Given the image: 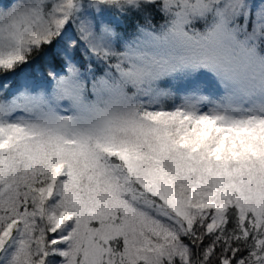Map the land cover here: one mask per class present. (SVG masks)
<instances>
[{
  "label": "snow or ice",
  "instance_id": "6c2138e0",
  "mask_svg": "<svg viewBox=\"0 0 264 264\" xmlns=\"http://www.w3.org/2000/svg\"><path fill=\"white\" fill-rule=\"evenodd\" d=\"M0 264H264V0H0Z\"/></svg>",
  "mask_w": 264,
  "mask_h": 264
}]
</instances>
